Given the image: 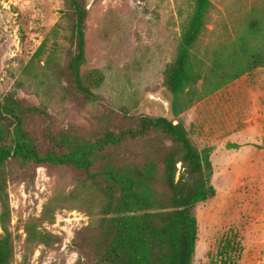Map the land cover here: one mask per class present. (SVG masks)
Here are the masks:
<instances>
[{
    "label": "rangeland",
    "instance_id": "374dc122",
    "mask_svg": "<svg viewBox=\"0 0 264 264\" xmlns=\"http://www.w3.org/2000/svg\"><path fill=\"white\" fill-rule=\"evenodd\" d=\"M86 2L81 73L96 71L103 78L92 101L74 92L70 75L59 74L69 71L73 51L65 0H0V102L12 95L43 109L61 127L91 129L108 110L118 121L126 112L181 122L200 150H212L214 168L216 194L194 210L199 227L194 264L220 263L218 246L226 235L242 242L236 264H264V66L175 116L165 75L194 0ZM254 17L262 21L263 33L252 44L264 50V0H212L195 61L209 70L214 59L236 47ZM7 193L12 264H89L77 236L100 225L107 203L93 180L65 166L43 165L34 180L12 183Z\"/></svg>",
    "mask_w": 264,
    "mask_h": 264
},
{
    "label": "trees",
    "instance_id": "16d2710c",
    "mask_svg": "<svg viewBox=\"0 0 264 264\" xmlns=\"http://www.w3.org/2000/svg\"><path fill=\"white\" fill-rule=\"evenodd\" d=\"M65 3L73 51L69 71L59 74L70 75L74 92L92 101L90 95L103 78L96 71L81 73L87 2ZM211 8L212 0H194L176 59L167 68L165 86L173 96L175 116L264 66V50L252 44L263 33V23L256 17L236 47L214 59L209 70L195 61L193 50L206 29ZM45 114L12 95L0 102V264H12L14 259L7 189L17 181L34 180L37 168L43 165L65 166L76 176L93 180L107 197L100 225L77 236L76 246L89 264H194L199 231L194 210L216 194L212 150H200L181 122L176 125L165 117H135L124 112L118 121L116 112L108 110L91 129H80L56 125ZM179 162L184 172L176 183ZM242 250L237 236L226 235L218 246L221 261L214 264H236Z\"/></svg>",
    "mask_w": 264,
    "mask_h": 264
},
{
    "label": "water",
    "instance_id": "95a60500",
    "mask_svg": "<svg viewBox=\"0 0 264 264\" xmlns=\"http://www.w3.org/2000/svg\"><path fill=\"white\" fill-rule=\"evenodd\" d=\"M176 124V123H175ZM181 170H182V163L179 162L177 164V170H176V173H175V182L178 183L179 180H180V177H181Z\"/></svg>",
    "mask_w": 264,
    "mask_h": 264
}]
</instances>
